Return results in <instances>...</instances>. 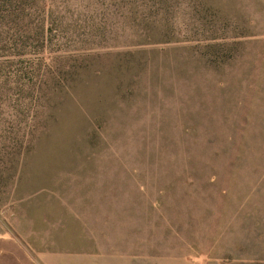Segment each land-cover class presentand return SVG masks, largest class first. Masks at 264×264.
<instances>
[{
  "label": "rangeland",
  "instance_id": "374dc122",
  "mask_svg": "<svg viewBox=\"0 0 264 264\" xmlns=\"http://www.w3.org/2000/svg\"><path fill=\"white\" fill-rule=\"evenodd\" d=\"M0 235L264 264V0H0Z\"/></svg>",
  "mask_w": 264,
  "mask_h": 264
},
{
  "label": "crops",
  "instance_id": "0c3cea01",
  "mask_svg": "<svg viewBox=\"0 0 264 264\" xmlns=\"http://www.w3.org/2000/svg\"><path fill=\"white\" fill-rule=\"evenodd\" d=\"M7 238L0 235V264H33L17 243L7 244Z\"/></svg>",
  "mask_w": 264,
  "mask_h": 264
}]
</instances>
